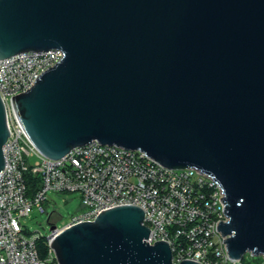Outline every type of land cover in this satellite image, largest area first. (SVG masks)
Instances as JSON below:
<instances>
[{"label": "water", "instance_id": "1", "mask_svg": "<svg viewBox=\"0 0 264 264\" xmlns=\"http://www.w3.org/2000/svg\"><path fill=\"white\" fill-rule=\"evenodd\" d=\"M49 49L64 57L13 99L43 153L97 140L197 168L224 192L230 257H264V0H0V58ZM8 135L0 96V171ZM148 237L120 206L51 246L58 264H172Z\"/></svg>", "mask_w": 264, "mask_h": 264}, {"label": "built area", "instance_id": "2", "mask_svg": "<svg viewBox=\"0 0 264 264\" xmlns=\"http://www.w3.org/2000/svg\"><path fill=\"white\" fill-rule=\"evenodd\" d=\"M64 57L58 49L26 50L0 58V96L9 135L0 171V264H58L52 240L64 227L93 222L105 210L136 206L144 211L148 244L167 242L172 264L192 260L201 264H242L233 259L219 230L228 221L220 184L194 167H168L142 150L93 140L61 157L43 153L22 127L14 96L28 91L49 66ZM57 194L78 192L82 209L64 226L49 214L48 234L30 231L23 218L34 210L48 213ZM48 255L42 257L39 241ZM252 256V254L248 253Z\"/></svg>", "mask_w": 264, "mask_h": 264}, {"label": "rangeland", "instance_id": "3", "mask_svg": "<svg viewBox=\"0 0 264 264\" xmlns=\"http://www.w3.org/2000/svg\"><path fill=\"white\" fill-rule=\"evenodd\" d=\"M52 198L51 204L48 206V213H39L34 210L30 217L23 218V224L27 226L30 231H41L43 234H48L51 230V222L49 220V214L53 211L56 215L53 217L57 226H64L70 220V218L80 209H82L81 195L78 192H67L57 194L52 191L49 192ZM261 258L258 264H264L263 256H255Z\"/></svg>", "mask_w": 264, "mask_h": 264}, {"label": "trees", "instance_id": "4", "mask_svg": "<svg viewBox=\"0 0 264 264\" xmlns=\"http://www.w3.org/2000/svg\"><path fill=\"white\" fill-rule=\"evenodd\" d=\"M39 250H40V255L42 257H46L48 255V246L46 244L45 239H41L39 241ZM258 259L261 261V258H256L255 256L246 254L242 259V264H258L260 262L257 261Z\"/></svg>", "mask_w": 264, "mask_h": 264}]
</instances>
